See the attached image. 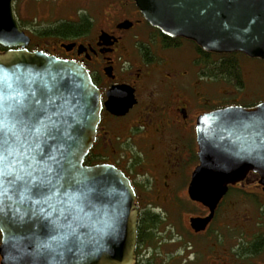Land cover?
Instances as JSON below:
<instances>
[{"label":"water","instance_id":"95a60500","mask_svg":"<svg viewBox=\"0 0 264 264\" xmlns=\"http://www.w3.org/2000/svg\"><path fill=\"white\" fill-rule=\"evenodd\" d=\"M14 1L0 0V46L7 49L0 52V149L7 141L9 159L24 164L41 128L43 152L32 163L45 183L19 171L0 178L1 264H136L138 207L130 180L112 165H85L97 140L101 94L81 63L27 49ZM135 1L168 37L264 60V0ZM133 104L132 92L116 87L106 106L122 116ZM197 140L200 165L189 195L211 211L192 219L199 232L228 187L249 172L261 176L264 188V103L202 116ZM45 166L52 171H39Z\"/></svg>","mask_w":264,"mask_h":264},{"label":"flooded vegetation","instance_id":"af4514ba","mask_svg":"<svg viewBox=\"0 0 264 264\" xmlns=\"http://www.w3.org/2000/svg\"><path fill=\"white\" fill-rule=\"evenodd\" d=\"M14 13L30 39L29 51L81 63L101 94V122L86 165H112L130 180L138 207L136 264H264L258 173L230 185L199 232L192 219L211 211L189 195L200 165L199 119L264 103V60L206 52L187 39L168 37L146 20L135 0H15ZM116 87L134 97L122 116L106 106ZM182 217L184 252L175 258L164 245L179 233ZM147 232L152 241H144Z\"/></svg>","mask_w":264,"mask_h":264},{"label":"snow or ice","instance_id":"6c2138e0","mask_svg":"<svg viewBox=\"0 0 264 264\" xmlns=\"http://www.w3.org/2000/svg\"><path fill=\"white\" fill-rule=\"evenodd\" d=\"M18 104L19 107L24 106L22 101L18 102ZM17 111H19V108H17ZM2 123L3 121L0 120V124ZM41 135H42L41 128H37L35 130L34 137L31 138L30 153H32V155H30V158H26L24 162V164L27 165V168H25L24 164H21V162L18 159H16L15 164H13L12 160L9 159V157L12 156V152L9 150V147L7 146V141H5V147H3V149H0V178H2L5 174L11 175L19 171V172H23L24 175L28 177L29 182L34 180H40L41 185L45 183V180L40 179V177L33 175V171L35 169L32 161H35L36 155H39L40 153L43 152V148L41 146L42 144ZM49 159L51 160L53 159V157H49ZM15 165H20L19 169H17ZM9 169H11V171H9ZM39 171H43L47 173V172H51L52 168L45 166L44 168L39 169ZM16 178L19 179L22 177L17 176ZM0 187H2V180H0ZM0 195H3V192H0Z\"/></svg>","mask_w":264,"mask_h":264},{"label":"rangeland","instance_id":"374dc122","mask_svg":"<svg viewBox=\"0 0 264 264\" xmlns=\"http://www.w3.org/2000/svg\"><path fill=\"white\" fill-rule=\"evenodd\" d=\"M185 218L182 217L178 221V226H179V233L176 232L175 237L172 239H167L168 242L165 243V248L168 249L167 251L174 254L175 258H181L183 257V252H184V245H185V234H186V229H185ZM178 233V234H177ZM168 236V234H167ZM169 238V237H168ZM171 240V241H170ZM181 264L179 259L175 260V264Z\"/></svg>","mask_w":264,"mask_h":264},{"label":"trees","instance_id":"16d2710c","mask_svg":"<svg viewBox=\"0 0 264 264\" xmlns=\"http://www.w3.org/2000/svg\"><path fill=\"white\" fill-rule=\"evenodd\" d=\"M5 50H6L5 48H3V47L0 46V51H5ZM230 55H234V54H230ZM89 158L90 157L87 158V164H90V162H89L90 159ZM151 232H147L148 235L147 236L146 235L144 236V238H145L144 241H148V240L149 241H152L154 239L153 236H151L152 235Z\"/></svg>","mask_w":264,"mask_h":264}]
</instances>
